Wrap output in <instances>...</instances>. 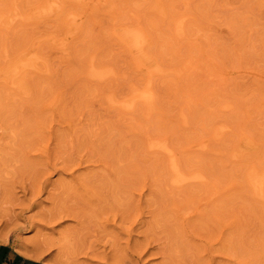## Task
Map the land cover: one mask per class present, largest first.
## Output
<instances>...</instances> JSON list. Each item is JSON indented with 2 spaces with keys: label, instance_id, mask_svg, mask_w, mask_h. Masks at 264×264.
I'll return each mask as SVG.
<instances>
[{
  "label": "rangeland",
  "instance_id": "obj_1",
  "mask_svg": "<svg viewBox=\"0 0 264 264\" xmlns=\"http://www.w3.org/2000/svg\"><path fill=\"white\" fill-rule=\"evenodd\" d=\"M46 2L0 0V264H264V0Z\"/></svg>",
  "mask_w": 264,
  "mask_h": 264
},
{
  "label": "bare ground",
  "instance_id": "obj_2",
  "mask_svg": "<svg viewBox=\"0 0 264 264\" xmlns=\"http://www.w3.org/2000/svg\"><path fill=\"white\" fill-rule=\"evenodd\" d=\"M63 1V0H62ZM186 5V4H184ZM59 7V0H47L46 2V5L41 7L39 12L42 13V14H45V13H49V12H52L54 10H57ZM159 8H161L160 4H159ZM60 10V9H59ZM58 10V11H59ZM37 11V10H36ZM38 12V11H37ZM57 12V11H56ZM55 12V13H56ZM18 13V12H17ZM35 13V12H34ZM75 13V12H74ZM39 14V13H38ZM57 14V13H56ZM76 14V13H75ZM21 16V15H20ZM27 16V15H26ZM32 16V15H31ZM72 16V15H71ZM184 17V16H183ZM186 18V17H185ZM74 19V18H73ZM7 20V17H3L2 15H0V21H5ZM186 20V19H185ZM185 20H178L177 21V24H176V30L175 32L177 31L178 34H182L183 33V21L185 22ZM9 21V20H7ZM12 22V21H10ZM13 24V22H12ZM124 25V24H123ZM133 25V23L131 24ZM134 26V25H133ZM136 26V25H135ZM8 27V26H7ZM73 28V27H72ZM53 37H55L54 35H52ZM121 36L122 38L127 41L130 46L132 47V49L137 53L136 55H138L139 59L141 61H144V62H139L140 64H145L148 57L143 53V46L144 44L147 42V36L144 32V30L140 27H132V28H127V29H124L122 32H121ZM51 37V36H50ZM60 38V37H59ZM149 38V37H148ZM64 45V44H63ZM126 46V45H125ZM145 50V49H144ZM27 52V51H26ZM131 52V51H130ZM133 52V53H135ZM20 57V56H19ZM94 61V60H93ZM191 61V60H190ZM158 62V61H157ZM188 62V61H187ZM34 63V62H33ZM92 63V62H90ZM32 65V61L30 60L27 64L24 63L23 65ZM97 64V63H95ZM139 64V65H140ZM158 64V63H156ZM34 65V64H33ZM89 65V64H88ZM91 65V64H90ZM89 65V66H90ZM93 65V64H92ZM30 66L28 68H30ZM34 66H32L33 68ZM16 68L17 66L15 65L14 66V72H16ZM27 68V69H28ZM94 68V67H93ZM26 69V68H25ZM154 69L156 70H159V67H154ZM154 69H151L150 72H152ZM169 69V68H168ZM91 70H92V66H91ZM174 70V69H173ZM24 71V70H23ZM110 71L109 70H106V69H97V68H94V70H92V74L94 76H97V77H100L102 78L103 80H105L103 77H105ZM155 73V72H154ZM20 75V74H19ZM99 78V79H100ZM106 78H109V75L106 77ZM101 79V80H102ZM95 80V79H94ZM97 81V80H96ZM100 81V80H98ZM23 87V85H22ZM139 87V86H138ZM150 87V86H149ZM135 88V87H134ZM16 91V90H15ZM19 91V90H17ZM129 93V92H128ZM109 95V94H108ZM113 95V94H112ZM155 95V94H154ZM115 98L111 97L110 100H111V103L113 102V106H114V103H117L119 104V106H122V107H125V108H132L134 106V104H136V101L138 100H143V102L146 104V112L147 113H150L151 110L153 109V94L151 93L150 89L148 87L146 88H143V89H132L131 92H130V95L128 96V98H124L122 100H118L121 96H117V95H114ZM119 97L118 99L116 98ZM107 98V97H106ZM117 99V100H116ZM156 104V103H155ZM110 105V104H109ZM117 108V107H116ZM120 108V107H119ZM153 113V112H152ZM151 114V113H150ZM221 126V125H220ZM226 126V125H225ZM222 127V126H221ZM218 129V128H217ZM217 129H214V130H217ZM225 130V129H224ZM148 140V139H147ZM168 143V141H166ZM198 144V143H197ZM147 145H148V148L150 147H153L155 148H159L158 150L162 149L164 151H169L168 149V145L169 144H165L164 142H161V141H151L149 144L147 142ZM201 146V145H200ZM203 146V145H202ZM151 148V151L152 149ZM162 152V151H161ZM171 152V151H170ZM165 154H168V153H165ZM171 155V154H170ZM174 155V154H172ZM177 157H175V159L172 158L171 160V170L173 172V178L169 181V183H172V185H175V186H180V185H187V183L189 182H192L191 180H196L198 182H200V180L202 179V175L200 174H193L191 172V174H186V173H183L180 171V167H178L177 163ZM176 160V161H175ZM259 167V166H258ZM169 169V168H168ZM192 171V170H190ZM170 172V171H169ZM172 177V176H171ZM170 177V178H171ZM248 177L250 179V181L252 182L253 184V188L255 190H258V193H260L262 195V189H263V186H264V170H258V169H255V168H252L250 169V171L248 172ZM188 183V184H189ZM181 187V186H180ZM257 193V192H256ZM255 193V194H256ZM264 198V197H263ZM22 254L28 256V257H37L38 256L36 255L37 253L34 251V249L32 247H24V250L21 251ZM60 253H57V256L59 258H61V256L59 255ZM57 257H53L52 259H50V263L49 264H65L61 259H59ZM48 263V262H47ZM67 264V263H66ZM69 264V263H68Z\"/></svg>",
  "mask_w": 264,
  "mask_h": 264
}]
</instances>
